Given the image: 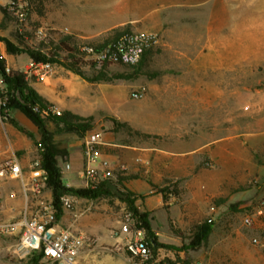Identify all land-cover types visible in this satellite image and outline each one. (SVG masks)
I'll use <instances>...</instances> for the list:
<instances>
[{
	"label": "rangeland",
	"instance_id": "rangeland-1",
	"mask_svg": "<svg viewBox=\"0 0 264 264\" xmlns=\"http://www.w3.org/2000/svg\"><path fill=\"white\" fill-rule=\"evenodd\" d=\"M17 10L25 13L22 21ZM119 28L157 36L137 74L121 64L96 69L79 51L82 74L50 63L44 77L32 76L30 82L47 103L91 117L100 143L109 130L125 142L154 143L166 150L212 141L189 159L188 171L179 169L182 174L175 178L164 176L167 183L153 189L162 194L163 210L144 212L159 244L158 264H264V249L251 241L264 238V0H49L41 15L25 0H0V37L43 52L65 33L79 39V46L97 45ZM4 51L0 41L7 65L28 77L32 59L25 52ZM58 53L63 60L65 53ZM100 71L107 79L89 80ZM134 91L142 96L134 98ZM23 117L11 110L1 126L11 139L30 141L31 161L40 133ZM115 120L151 136L129 132ZM47 125L67 150L80 138L51 120ZM126 150V162L139 171V178L160 180L145 172L146 162L133 160ZM96 158L92 167L102 155ZM83 160L82 151L70 150L65 176L78 180ZM157 161L166 165V156ZM150 193L136 196L144 200ZM115 199L99 198L92 207L110 203L120 219L123 208L130 209ZM246 215L250 224L244 222ZM205 222L212 224L205 244L182 251L170 247L187 244ZM1 260L35 264L32 256L7 253H0Z\"/></svg>",
	"mask_w": 264,
	"mask_h": 264
},
{
	"label": "built area",
	"instance_id": "built-area-1",
	"mask_svg": "<svg viewBox=\"0 0 264 264\" xmlns=\"http://www.w3.org/2000/svg\"><path fill=\"white\" fill-rule=\"evenodd\" d=\"M16 13L22 21L25 13L19 10ZM156 40L157 36L153 32L126 30L98 46L83 43L79 46V51L96 69L112 64L132 65L141 59L144 51L151 48ZM32 64L30 74L44 77L48 73L50 63H38L32 60ZM11 72H13L12 69L5 64L4 73ZM132 96L140 98L142 92L134 91ZM9 97L4 74L0 71V125L10 116ZM33 109L44 118L50 115H61L63 112L55 103L36 104ZM99 144V136L94 132L86 133L81 138L84 166L80 176L84 187L94 188L102 180L110 179L112 176V168L107 160L102 159L98 166H91L100 154ZM69 167V163H64L60 172L64 174ZM8 180L19 182L25 195V205L19 220L7 221L2 217L4 201L0 195V237L14 236V240L4 246V251L17 258L39 253V264H78L77 257L87 236L83 232H73L71 226L65 228L58 226L56 208L52 199L43 196L47 188V173L40 166L38 154L24 170L15 152H10L0 162V182ZM60 198L63 209L73 208L76 201L74 195L64 194ZM76 217L75 214L73 220ZM244 222L250 224V217L246 215ZM112 235L122 236L123 248L133 264L157 263V252L148 239L145 228L127 208H123L119 225L112 230ZM251 241L264 249V238L253 237Z\"/></svg>",
	"mask_w": 264,
	"mask_h": 264
},
{
	"label": "crops",
	"instance_id": "crops-1",
	"mask_svg": "<svg viewBox=\"0 0 264 264\" xmlns=\"http://www.w3.org/2000/svg\"><path fill=\"white\" fill-rule=\"evenodd\" d=\"M3 57L6 58L5 55H3ZM32 76L35 75L29 73V76L25 79L28 85L34 88V90L39 94L37 91L38 89L35 88V84L30 82V77ZM18 112L21 114V116H24L22 120H24L26 124H33L22 112L19 110ZM1 130L4 131V133H2ZM220 139L221 138L215 139V141ZM210 143H212V141L206 142L200 146L187 145L186 147L179 150H166L165 148H161L159 145L154 143L141 146L135 142H125L121 139H118L114 131L109 130L108 133L104 135L102 142L98 145V150L102 155L101 159L107 160L111 165V179L120 181V184H117V186L124 187L125 189L131 191L133 195H135L134 206L141 212H154L163 210L164 199L160 192H153V189L167 183L168 180L163 179L164 176L175 178L176 176L182 174L178 172L179 169H190L189 159H191V157L194 156L195 153H197L200 149L206 147ZM72 149H78L81 151V138H79V140L76 141L74 145H72V148L70 147V149L67 150L64 159L61 157L58 158L59 168H61L64 163H68L66 162V159L68 158L69 152ZM126 149L131 151L133 160L138 158L146 162L145 172L147 174H153L160 180L149 183L148 179L144 180L139 178V171H134L133 167H130L131 165L129 166V163L126 162L124 156L125 151H127ZM12 151L15 152L21 166L24 170H26L30 162V153L33 151L30 141L24 142L18 137L11 139L6 134L5 129H3V127L0 125V162L4 160ZM164 155L166 156V165H164V162L162 161H157L159 156ZM155 158H157L156 161ZM160 164H162L163 167L159 168ZM80 173L78 174V180H70L65 176L64 171L63 176L66 178V184L71 187H83L84 184ZM149 192L151 193L144 200L141 197L136 196L137 193L148 194ZM0 195L4 201L2 209L3 219L7 221L19 220L25 205V195L19 182L16 180L0 182ZM43 196L45 198L52 199L51 191L48 188L44 190ZM74 197L76 201L73 208H62V212L57 219V222L59 227L65 228L71 226L73 232H83L87 236V240L84 242L78 254L77 263L133 264V262L129 259L127 252L123 248L122 236L112 235V230L118 226L116 225V222L119 220V215L118 213L112 211L110 203H107L106 205L104 204L101 206V208H97L96 206L92 207V205H94V203L99 198L88 199L75 195ZM117 202L123 203L116 198L115 203L117 204ZM75 214L77 217L75 220H73ZM152 230L154 231L155 235H159L155 228H152ZM13 237L14 236L0 237L1 254L6 253L4 251V246L7 243H11L14 240ZM161 261L162 260L158 258L157 264ZM0 263L11 264V262L2 260Z\"/></svg>",
	"mask_w": 264,
	"mask_h": 264
},
{
	"label": "trees",
	"instance_id": "trees-1",
	"mask_svg": "<svg viewBox=\"0 0 264 264\" xmlns=\"http://www.w3.org/2000/svg\"><path fill=\"white\" fill-rule=\"evenodd\" d=\"M25 1L27 2L31 10L41 15L44 12L45 5L49 0ZM126 30L130 29H115L116 33L113 37L97 44V46L101 45L102 43H106L112 38L117 37L120 33ZM0 41L3 42L5 51L8 54L25 52L34 62L60 63L63 64L69 70L77 74H82L81 71L78 69V65L81 62V58L77 55L79 53L80 41L79 39L75 38L73 34L65 33L60 35L56 44L54 46L50 45V49L46 52L41 51L40 48H36L35 46L20 45V47L10 39L5 37H0ZM149 49L144 51L141 59L137 63L132 65H121L133 67L136 70L135 74H137L140 71V67L143 64L144 60H146L147 51ZM59 51L65 53V55L62 57L63 60L59 59ZM5 64V58L3 56H0V71L4 74L7 90L10 94L8 104L9 108L11 110L16 109L22 112L37 127L40 133V139L37 145V154L40 159V166L47 173V188L51 191L52 194V202L56 208V218L58 219L62 212L60 197L64 194H71L88 199H98L102 197L115 196L120 201L126 203L133 215L136 216L137 219L141 222V225L146 230V235L148 239L152 242L154 250H156L157 245L159 244L155 241V237L150 229L147 213L139 211L134 206V195L131 191L125 189L124 187L117 186V184H120V181H115L111 178L105 179L102 180L94 188H89L84 186L71 187L68 186L63 180V178L65 177L60 172L58 158L64 157L67 152V149L61 146L58 141L54 139L53 132H51L48 128L47 120H51L56 125H61L63 130L67 132H74L78 134L80 138H82L86 133L93 131L91 117L84 118L82 116L73 114L67 110L63 111L61 115H50L46 118L42 117L38 112L33 109V107L36 104L44 105L47 102L31 86L28 85L27 81L24 79L23 74L14 71L10 74H5ZM105 66L106 65L102 67ZM102 79H107V77L102 71H100L99 74L95 75L89 80L95 81ZM115 123H118L117 120H115ZM117 126H120L121 128L124 127L128 129L129 132L131 131L136 135L146 137L151 136L150 134L142 133L138 130L131 129V127L127 123H119L117 124ZM211 229V223H202L198 226L193 238L187 244H184L180 247H170L178 251L196 249L207 242ZM31 256L35 260V264H39L40 254L34 253Z\"/></svg>",
	"mask_w": 264,
	"mask_h": 264
},
{
	"label": "water",
	"instance_id": "water-1",
	"mask_svg": "<svg viewBox=\"0 0 264 264\" xmlns=\"http://www.w3.org/2000/svg\"><path fill=\"white\" fill-rule=\"evenodd\" d=\"M63 180L66 182V178H63Z\"/></svg>",
	"mask_w": 264,
	"mask_h": 264
}]
</instances>
